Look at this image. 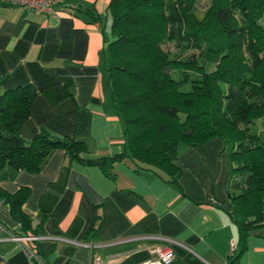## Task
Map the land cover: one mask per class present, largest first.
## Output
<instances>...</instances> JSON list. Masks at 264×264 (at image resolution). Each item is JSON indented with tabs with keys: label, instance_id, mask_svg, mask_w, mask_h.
<instances>
[{
	"label": "crops",
	"instance_id": "obj_1",
	"mask_svg": "<svg viewBox=\"0 0 264 264\" xmlns=\"http://www.w3.org/2000/svg\"><path fill=\"white\" fill-rule=\"evenodd\" d=\"M110 1L60 0L57 15L0 6V91L31 85L38 93L21 137L75 138L87 147L84 159L114 160L110 167L89 165L57 150L40 173L6 168L0 264H30L27 243L10 240L25 231L1 197L21 189L30 190L22 210L46 264H93L95 256L107 264H142L156 247L171 248L174 264H232L230 243L238 245L235 256L241 247L229 215L231 146L220 137L181 144L176 182L126 155L104 56L112 41ZM236 264H264V233L248 238Z\"/></svg>",
	"mask_w": 264,
	"mask_h": 264
},
{
	"label": "trees",
	"instance_id": "obj_2",
	"mask_svg": "<svg viewBox=\"0 0 264 264\" xmlns=\"http://www.w3.org/2000/svg\"><path fill=\"white\" fill-rule=\"evenodd\" d=\"M197 1L111 0L108 87L124 125L127 157L172 181L181 175V144L197 147L220 137L231 146L229 215L241 251L230 260L236 264L248 238L264 233V127L260 134L251 131L264 119V0H210L203 14ZM167 43L194 54L173 57L163 48ZM37 94L31 85L0 91V175L6 168L40 173L57 150L89 165H113L112 158L84 159L87 147L75 138L41 132L26 142L21 128ZM1 197L25 231L15 236L38 237L22 210L30 190ZM37 242L27 247L44 259Z\"/></svg>",
	"mask_w": 264,
	"mask_h": 264
},
{
	"label": "built area",
	"instance_id": "obj_3",
	"mask_svg": "<svg viewBox=\"0 0 264 264\" xmlns=\"http://www.w3.org/2000/svg\"><path fill=\"white\" fill-rule=\"evenodd\" d=\"M1 2L8 6H19L21 8H25L31 11L39 12V13H45L49 15H57V11L55 10V7L59 5L60 0H1ZM3 205V201H0V208ZM3 227L0 225V230H2ZM10 240L17 241L21 243L26 242H36L39 241V237H17V236H11ZM76 246L80 247H88V248H94L96 245L92 243H73ZM237 243L235 241H232L230 243V255L233 256L237 250ZM27 250L29 252V259L30 264H46V261L42 259L41 257L37 256L33 251H31L28 247ZM176 260V256L174 251L171 248L168 247H156L153 250H151V257L148 261L142 263V264H174ZM93 264H107L103 262L100 257L95 256L93 258Z\"/></svg>",
	"mask_w": 264,
	"mask_h": 264
},
{
	"label": "rangeland",
	"instance_id": "obj_4",
	"mask_svg": "<svg viewBox=\"0 0 264 264\" xmlns=\"http://www.w3.org/2000/svg\"><path fill=\"white\" fill-rule=\"evenodd\" d=\"M210 6V0H198L196 4V9L199 14H203L208 7ZM261 24L264 26V20L261 21ZM164 50L169 52L171 56H176L180 55L182 53V58H188L189 56L193 55L194 52L192 51H182L179 49L175 44L173 43H167L166 45L163 46ZM264 127V119L258 120L253 126L251 131L252 132H257V133H262ZM238 181H241V178H237Z\"/></svg>",
	"mask_w": 264,
	"mask_h": 264
}]
</instances>
